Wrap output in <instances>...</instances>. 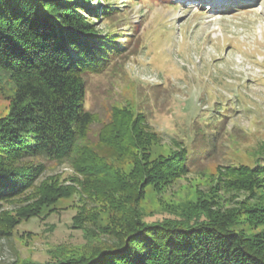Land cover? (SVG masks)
<instances>
[{"label":"rangeland","instance_id":"374dc122","mask_svg":"<svg viewBox=\"0 0 264 264\" xmlns=\"http://www.w3.org/2000/svg\"><path fill=\"white\" fill-rule=\"evenodd\" d=\"M165 1L121 0L120 14L96 23L103 32L119 33L128 48L108 72L88 78L86 108L97 117L89 139L97 142L113 107L130 105L145 112L159 135L150 159L173 154L175 142L182 143L198 155L192 173L144 191V178H130L129 188L100 200L77 191L38 216L42 201L53 195L52 178L70 188L76 175L68 164L45 161V173L31 188L0 203V264L78 256L84 245L124 232L134 217L150 223L198 205L237 211L235 229L264 234V224L251 223L261 204L235 186V176L220 178L218 172L220 166L253 165L264 152V0ZM13 96L14 86L1 72L0 118L10 112ZM119 165L124 173L133 170L130 159Z\"/></svg>","mask_w":264,"mask_h":264},{"label":"trees","instance_id":"16d2710c","mask_svg":"<svg viewBox=\"0 0 264 264\" xmlns=\"http://www.w3.org/2000/svg\"><path fill=\"white\" fill-rule=\"evenodd\" d=\"M120 1L0 0V73L14 86L10 112L0 118V203L31 188L45 173V161L68 164L76 175L70 188L52 178L53 195L42 201L38 216L77 191L100 200L129 188L130 178H144V191L192 173L198 155L182 143L175 142L173 154L150 159L159 135L145 112L130 105L113 107L97 142L89 139L97 117L86 108L88 78L108 72L128 48L119 33L103 32L96 23L120 14ZM126 159L133 163L129 174L119 165ZM218 172L235 176V186L261 204L251 223L264 224V152L253 165L220 166ZM232 212L198 205L150 223L134 217L124 232L84 245L78 256L62 254L42 264H264V234L235 229L240 215Z\"/></svg>","mask_w":264,"mask_h":264}]
</instances>
